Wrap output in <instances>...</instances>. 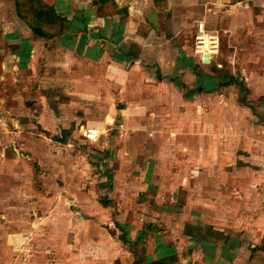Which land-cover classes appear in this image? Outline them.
Wrapping results in <instances>:
<instances>
[{
    "label": "crops",
    "instance_id": "1",
    "mask_svg": "<svg viewBox=\"0 0 264 264\" xmlns=\"http://www.w3.org/2000/svg\"><path fill=\"white\" fill-rule=\"evenodd\" d=\"M197 2L47 0L61 17L57 33L5 35L18 87L12 98L20 115L34 117L30 133H65L73 149L84 145L72 141L81 136L94 146L89 161L68 160V180L85 185L81 211L124 228L117 239L135 264H264V94L217 104L224 78L198 71L182 39ZM84 126L99 130L95 142ZM86 192L95 200L87 203Z\"/></svg>",
    "mask_w": 264,
    "mask_h": 264
},
{
    "label": "rangeland",
    "instance_id": "2",
    "mask_svg": "<svg viewBox=\"0 0 264 264\" xmlns=\"http://www.w3.org/2000/svg\"><path fill=\"white\" fill-rule=\"evenodd\" d=\"M197 1L192 8L198 16L190 20L182 39L194 50L198 71H213L217 78H224L214 94L220 98L217 104L229 95L258 99L264 94V0H218L210 8ZM45 4L47 0H0V264H135L134 254H128L130 246L117 239L124 228L108 227L109 217L98 221L94 210L81 211L85 192L78 191L85 185L68 180V160L89 161L92 145L81 136L74 137L73 142L84 145L73 149V144H66L65 133H54V138L38 130L30 133L34 117L20 115L23 106L12 98L18 87L12 68L13 43L5 35L14 28L33 31L32 25L44 22ZM199 19L215 35L210 63H202L196 52ZM208 43L205 37L199 45L209 52ZM205 123L200 130H205ZM108 132L103 129L101 138ZM208 135L199 134L201 138ZM212 135L215 146L220 145L218 129ZM74 166L71 170L78 168ZM86 194L91 195L87 203L95 200V192ZM96 194L103 200L107 193Z\"/></svg>",
    "mask_w": 264,
    "mask_h": 264
},
{
    "label": "built area",
    "instance_id": "3",
    "mask_svg": "<svg viewBox=\"0 0 264 264\" xmlns=\"http://www.w3.org/2000/svg\"><path fill=\"white\" fill-rule=\"evenodd\" d=\"M195 33H196L195 37H196L197 43L199 42L201 44L205 37H207L209 40L208 46H209V49L212 51L202 52V51L197 50L199 53L198 59L202 63L207 62V61H204V54L207 53L208 58H209L210 55L214 52V47L216 43V39L214 38L215 35L213 33L209 34L210 32H208V30L206 29L205 23L203 20L197 21ZM196 47H197V44H196ZM82 134L87 142H95L98 139L99 130L95 126H84L82 129Z\"/></svg>",
    "mask_w": 264,
    "mask_h": 264
},
{
    "label": "trees",
    "instance_id": "4",
    "mask_svg": "<svg viewBox=\"0 0 264 264\" xmlns=\"http://www.w3.org/2000/svg\"><path fill=\"white\" fill-rule=\"evenodd\" d=\"M44 22L32 25L33 32L39 35H48L49 32L57 33L61 28V17L56 14L54 9L45 4L43 11Z\"/></svg>",
    "mask_w": 264,
    "mask_h": 264
},
{
    "label": "water",
    "instance_id": "5",
    "mask_svg": "<svg viewBox=\"0 0 264 264\" xmlns=\"http://www.w3.org/2000/svg\"><path fill=\"white\" fill-rule=\"evenodd\" d=\"M204 61H208V54L207 53L204 54Z\"/></svg>",
    "mask_w": 264,
    "mask_h": 264
}]
</instances>
